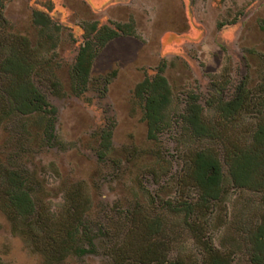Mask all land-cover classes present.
<instances>
[{
	"label": "rangeland",
	"instance_id": "rangeland-1",
	"mask_svg": "<svg viewBox=\"0 0 264 264\" xmlns=\"http://www.w3.org/2000/svg\"><path fill=\"white\" fill-rule=\"evenodd\" d=\"M260 126L264 0H0V264H264Z\"/></svg>",
	"mask_w": 264,
	"mask_h": 264
},
{
	"label": "trees",
	"instance_id": "trees-1",
	"mask_svg": "<svg viewBox=\"0 0 264 264\" xmlns=\"http://www.w3.org/2000/svg\"><path fill=\"white\" fill-rule=\"evenodd\" d=\"M87 52H89V50L84 47L79 53L76 62V70H82L85 74L87 70L86 67L83 69L84 66H82V63L84 62L83 60L85 59ZM151 102L152 104L148 111L152 112L153 110L154 112L158 106L157 100L155 99ZM224 107L225 109L234 110L239 107V102L235 101L232 104H225ZM195 109L198 110V107ZM195 118L194 115V119ZM190 123L192 125H198L197 120H192ZM255 141L257 143L255 147H257V149L259 146L262 148L264 147V126L259 127L255 135ZM260 167L264 168V149H261L260 151L252 150L251 153L245 152L236 154L230 163V175L234 184L238 187L246 186V184H249L252 181L254 174ZM193 173L195 174L197 185L202 190L204 196L211 198L215 197L219 190L220 180V165L218 161L211 155L198 154L194 160ZM262 231H264V228H262ZM210 259L211 260L208 264H223V260L216 254L212 255Z\"/></svg>",
	"mask_w": 264,
	"mask_h": 264
}]
</instances>
